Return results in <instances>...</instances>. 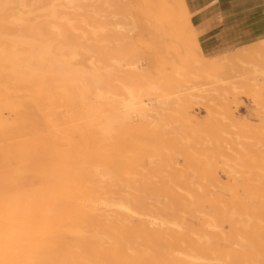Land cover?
I'll return each instance as SVG.
<instances>
[{
  "label": "bare ground",
  "instance_id": "1",
  "mask_svg": "<svg viewBox=\"0 0 264 264\" xmlns=\"http://www.w3.org/2000/svg\"><path fill=\"white\" fill-rule=\"evenodd\" d=\"M96 1L0 0V264H264V155L250 154L262 172H251L256 161L247 159L245 164L244 158L240 162L248 172H221L231 183L222 182L210 196V187L221 184L214 162L222 155L217 137L221 126L208 124V118L214 120L209 114L206 126L197 123L198 130L212 136L215 149L208 155L203 148L207 158L195 157L203 160L199 162L183 137L176 139L178 129L172 128L173 137L157 130L159 124L149 128L150 112L185 111L192 99L183 102L186 109L176 101V110H154L140 98V89L151 91L160 104L183 81L181 70L165 75L167 69L154 60L157 69H147L154 72L150 78L133 60L145 44L138 37L145 36L124 42L129 37L122 36L126 27L117 24L120 34L113 21H101ZM175 2L145 0L139 14L149 23L142 25L143 31L135 29L148 40L172 37L187 62L201 68L206 57L198 32L184 0L176 7ZM107 26L114 33L104 34ZM165 41L160 47L169 44ZM151 45L145 53L154 56L160 50L153 53L156 47ZM170 56L166 59L172 64ZM113 58L128 60L127 71ZM192 89L176 93L185 92L184 101ZM178 97L172 96L180 101ZM155 115L156 123L165 116ZM173 116L175 121L182 117ZM259 119L263 131L258 129V137L249 135L264 146V116ZM176 151L186 155L187 164L195 163L196 172L165 177L156 172L158 167L142 171L145 157L167 162L176 159ZM170 152L175 154L172 160ZM34 177L38 183L33 186ZM201 213L204 217L195 226L181 219ZM133 215L139 216L136 224L131 223ZM64 237L65 245L53 243Z\"/></svg>",
  "mask_w": 264,
  "mask_h": 264
},
{
  "label": "rangeland",
  "instance_id": "2",
  "mask_svg": "<svg viewBox=\"0 0 264 264\" xmlns=\"http://www.w3.org/2000/svg\"><path fill=\"white\" fill-rule=\"evenodd\" d=\"M106 1H108V3L107 2L104 3L103 0H97L96 1V3H95L97 5L96 10H99L98 16H100V18H102L101 21H105V22L110 21V20L113 21L112 22L113 24L112 23H110V24L114 25L113 28H115L114 30L117 31V33L121 32V28L119 26L120 23H121L122 28L126 27L125 31L123 33L121 32L122 36L125 37L127 35L129 37L130 36L131 37L133 36V37L128 40L129 37L127 38V36H126L127 39H125L124 42H126V41L130 42L131 39L136 40L134 38L136 36H145L146 37V38L145 37H138V39H137L139 41L141 39H142L141 41H144V39H145V41L143 42L145 44H143L144 47L143 46L138 47L139 48V49H137L138 52L135 53V54H138V53H141V54L140 55H134L135 57L133 56L134 57L133 60L137 61V62H135L136 66H138V67L142 66V67H145L146 70L148 69L150 71H155V69H157V68L155 67L154 63L157 62V63H159V65L164 67L162 69L163 71L167 69L166 71L168 73L163 72L165 75H167V74L171 75V73L174 74L175 71L181 70L178 73H180L183 76V79H182L183 81H181L176 88L171 90V92L167 93V95L166 94L163 95L160 98L161 100H159V101H161L160 104L156 102L157 101L156 96L151 91H145L143 89H140V91H139L140 98L143 101L147 102L149 107L155 106L156 109L154 108V110H158L159 107L163 108V107L168 106V111H172L173 109L176 110L178 108V107L172 108L173 105L178 106V105H176L177 103L175 104L176 101L178 103L180 102V104H182L183 102L189 101L190 99H192L193 104L191 103V101H190L191 104H189V105H186L185 103H183V106H185V105L188 106V109H187L188 111L187 110H185V111L181 110V109H183L182 106H180L182 108L177 109L180 112H178V111L177 112H174V111L166 112V110H167L166 108H165L166 110L160 109V110H163L162 113L165 114V116H166V118H165V116L163 115V117H164V118H162L163 120H160V117H159L158 119L160 121L167 122L168 117H169V121L167 122V124L165 122L162 123L163 125L166 124L164 126L162 124H160L161 122L159 120H158L159 123L155 122V119L157 117L156 115H155V118L152 117V116H154V114H158L159 116H162V113L160 112V110H159V112L161 113V115L157 111H155V113H154V111H152L154 114H152V112H150V115H149L150 118L148 117L147 122H149L152 125H149L150 126L149 128H152L155 130V128H154L155 124H159V126H157V125L155 126V127H157L156 129L157 130L161 129V130L165 131L166 133L164 132L163 134L164 135L167 134V136L170 135L172 133V131H174V130L177 131V129H178V132H180V133H178L177 137H176L177 132L175 133L176 139L180 140L181 139L180 136L183 137V141L185 140V142H183L182 139L180 141H182L183 144L185 143L184 146H187L188 151L194 156V158L195 157L204 158L205 154L202 151L203 148H205V149L207 148L206 150L205 149L204 150H205V152H207L208 155L211 154V152H213V150H215L214 145H212V142H213L212 136L198 130V129H201L200 128L201 126L199 124H203V126L207 125L205 122V120L207 121V119L205 117L207 114H209L208 116L211 115L214 120H212L211 116H210L211 120L207 117L208 118L207 122H209L208 124L213 123V121H215V124L218 125V127L221 126V128H222V129L220 128V131H219L220 133L218 132L219 134L217 135L219 142H221L223 145L222 151H221L222 155L220 156V158L215 157V160H214V162L216 163L215 167L217 169L216 170L217 176L219 177L221 184H222V182L224 184H226V182H227L226 185H228V183L229 184L231 183L230 180H228V178L225 177L226 175L222 174L221 172L226 173V174H227V172H235V171L236 172H248V170L245 168V165L242 164L243 162L242 163L240 162L241 158L245 159V161L242 159V161H244L245 164H246V162L248 163L247 159H249V161L251 159L253 161H256V162H252L254 164V166H256V164L258 165L259 160L258 159L255 160V158H257V157H255V155H257L258 152H260L262 154V156L264 155L263 144L260 145V143H257V141H256L258 135H260V133H261V132H259L260 130L258 131V129H261V131H263V128H261L263 126H259L260 124H262V123H260L261 121H259L260 120L259 117L264 116V4L256 7L251 13H242V12L237 13V12H235L234 14H232L229 18V22L227 25L228 29H227L226 33L223 35L222 46L220 45L216 49V51L213 53H208V52L202 50L203 55L206 57L205 58L206 63H204L201 68H198V67L192 66L190 63L187 62V60L183 57V54H181L182 52L180 51V49L177 48V47H179V44L174 41L175 39H173V41H171L172 37H169L168 35L167 36L163 35L164 37L160 36V37H162V39L160 37H157V38H159V39H157L154 36H153L154 38H152L150 35L151 38L149 40L147 39L145 32H142L144 30V28H142V25L145 26L144 23L148 24L149 21L145 19V17H144L145 15L144 16L141 15V14H143V12L141 14H139V12H141V10H142V4L145 0H106ZM174 1H176L174 3V6H175V4H177L178 0H174ZM210 1L211 0H184L190 15H192V13L197 9L198 6H201L204 3H208ZM146 2L148 3V0H146ZM218 20H222V19L219 17ZM116 21H120V22H116ZM114 22H116L115 23L116 25L114 24ZM118 23H119V25L117 27ZM122 24L123 25L125 24V25L123 26ZM194 26H195V30L198 32V34H197V39H198V36L200 35L199 33L201 32V28L199 26H196L195 24H194ZM107 27L110 28L109 26H107ZM107 27L105 28V31H102L104 34L106 32H107L106 34H109V33L111 34V32L114 33L113 32L114 30L112 28H110L111 31L108 32V30H110V29H107ZM119 28H120V30H118ZM131 28H133L132 31H131ZM135 28L141 29L142 31L136 30ZM106 29H107V31H106ZM118 31H120V32H118ZM133 31L135 33L134 35H132ZM136 33H140V34L136 35ZM124 37L121 38V41ZM165 37H167V38H165ZM155 38H156V40H155ZM118 40H120V39H118ZM161 40L168 41L169 44H167V46L172 47L173 48L172 50H175V51H173V53H172V51L168 50L169 48L167 46H163V45H166V43H167L166 41H165L166 43H164L162 45V47H160V45L158 43H161ZM121 41H118L117 44L120 42V45H121ZM148 41H150L152 45L147 44ZM156 41H158V42L156 43ZM106 42H109V41H106ZM152 42L154 43V45ZM112 43L116 44V42L114 40ZM132 43H135V41ZM171 43H173V44H171ZM261 43H262V45L258 46ZM148 45H151L152 47H156L155 49L152 48L153 53L156 51L159 52V50H160V52L157 53L156 55L154 54V56H153V54H152V56H151V54L147 55L146 54L147 52L145 53V50L149 49V47H146ZM170 45H172V46H170ZM175 46H176L177 50H176ZM158 47H160V48H158ZM260 47H261V49H260ZM171 54L173 56V57L170 56V58L173 59V60L171 59L172 64L170 62V59H166ZM177 55L179 56L178 59H177ZM145 57H147V59H145ZM156 57H158V58L162 57V59H159V61H158V59H156ZM181 57H183V58H181ZM143 58H144V60H143ZM119 59L120 58H117V59L113 58V61L112 60L111 61L113 63H116L118 66L120 64L121 67H119V68H121L122 71L123 70L127 71L126 65H127L128 60H126V62H122ZM154 60H156V62H154ZM161 60H163V62H161ZM164 60L169 65L166 66V64L164 63ZM185 60H186V62H185ZM146 61L148 62L147 65H146ZM182 61H184V62L182 63ZM177 62H179V64H177ZM125 63H126V65H125ZM160 63H162V64H160ZM173 64H175V65L177 64L178 67L172 68ZM161 66H159V67H161ZM151 68L152 69L154 68V69L151 70ZM146 70H144V72H146ZM148 70H147V72H149L151 74V76L149 73H147V72L146 73L150 76V78H153L152 75L154 72H150ZM201 71L203 72L204 76H202L203 74ZM122 73H124V72H122ZM122 73H121V76L123 75ZM186 73H187V75H186ZM195 74H196V76H195ZM188 83H189V85H188ZM193 83H194V85H193ZM186 87H192L193 89L188 91L187 94H189V95L184 96L183 97L184 101H183L181 98V95L184 94L185 92H181L182 94L181 93L177 94L178 93L177 90L183 89ZM199 87H200V89H199ZM203 89H205V90H203ZM194 90H195L196 94L193 93ZM199 90H200L201 94H200ZM190 92H192V93L190 94ZM191 95H193V96H191ZM172 96L177 97V98H179L178 96H180V99L182 101L177 100V98H175L173 100ZM187 97L189 98L188 100H187ZM191 97H193V98H191ZM194 99H195V101H193ZM157 104H159L161 106H159ZM186 106H185V109H186ZM169 107H170V110H169ZM227 111H230V112L232 111V112L230 113V115H228L229 112H227ZM226 112L228 114H226ZM178 114H180V115L184 114L186 117L183 118L184 117L183 115H181L182 116L181 117ZM173 115H177L176 117H178V119H179V117H181L182 120L179 119L180 121L178 120L179 121V123H178V121H175V116H173ZM171 117H173L172 122L170 120ZM198 118H203V123L201 121L202 119L200 120ZM204 122L206 125L204 124ZM217 122H219V123H217ZM134 123H137V121H135ZM192 123H194V125ZM197 123H199V124H197ZM220 123H223L224 126H222L223 124L220 125ZM185 124H188L191 127L188 125L185 126ZM197 125H199L200 127L198 128ZM192 126H195V127L193 128ZM187 127L191 128L192 130L189 128L187 129ZM172 128H175V129L173 130ZM182 129H184V131L185 130L188 131L187 135L185 134V132ZM255 130H256V132H255ZM257 132H259V133H257ZM246 133H248V134H246ZM249 134H251L253 136L255 134H257V135H255V136H257L256 140H255V138H253V136H251ZM172 135L174 137V133H172ZM182 135H184L185 137ZM208 149H210V150H208ZM257 149H259L260 151L259 150L257 151ZM175 150L176 149L173 148L172 151H175ZM200 151H202L201 153L203 156L201 155V153H199ZM165 152L167 153V152H169V150L166 149ZM178 152L176 151V154H178L176 157L174 156L175 154H171L172 152H170V154L168 153L169 157H170V155L173 156V157L171 156V158H170L171 160L174 157L176 158V159H173L172 161H170V160L167 161L168 163L166 161L164 162L163 158L159 159L156 157H145V159L143 161L145 168L142 171L143 172H153L151 169L158 167L159 170L157 169L156 172H164L163 175L165 177H168V175H170L172 172H193V171L196 172V170H195L196 165L194 163L195 161H193L194 164H192L190 161H188V162H190L191 165H189L190 163L187 164L186 161L189 159L182 152H180V154ZM250 152H252V153H250ZM253 153H256V154H254L255 158L250 155V154L253 155ZM243 154H245V155L243 156ZM259 154L257 155L258 157H259ZM245 156H249V157H245ZM205 157L207 158V156H205ZM196 160L197 161L198 160L203 161L202 159H196ZM250 166H253V165H250ZM258 166L260 167V165H258ZM258 166H256V167L259 168ZM186 167H187V169H186ZM190 167L191 168L194 167V168L190 169ZM256 167H255V169L253 168V170L251 169V172H257V171L262 172V170H261L262 168L256 169ZM247 168H249V167H247ZM250 168H249V170H250ZM187 170H189V171H187ZM259 170H261V171H259ZM0 172H1V170H0ZM157 178L158 177H153L152 181L157 183V181L159 180L158 179L156 181ZM226 178H227V180H226ZM221 179H222V181H221ZM237 179H238V181L241 180L238 177H237ZM37 183H38L37 179L34 177L33 181H32L33 186L36 185ZM221 184L217 183L215 186L210 187V190H209L210 196L214 195L213 192H215L217 190L218 186H223V184L222 185ZM240 191H242V190H240L238 188L237 192L239 195L242 194ZM227 193L228 192H226V194L224 193V195H227ZM0 198H1V194H0ZM203 207H204V209H203L204 211H207L208 209H210L208 207L207 203H204ZM138 217L139 216H137V215H133L131 218V223L136 224ZM203 217H204V215H203V213H201L195 217H191L189 215H184V216H182L181 219L184 222H186V224L191 223L192 226H195L197 223L202 221ZM191 224H189V225H191ZM82 228L85 229V227H82ZM222 230L227 231L228 226L226 224H223ZM65 241L66 242L68 241V239H66V237H64L61 241H53V243L54 244L59 243L61 245H63V244L65 245ZM48 244H50L49 247L52 246L51 242ZM49 247L43 248L44 252L48 253L49 249H50ZM59 250H61V249H59Z\"/></svg>",
  "mask_w": 264,
  "mask_h": 264
},
{
  "label": "crops",
  "instance_id": "3",
  "mask_svg": "<svg viewBox=\"0 0 264 264\" xmlns=\"http://www.w3.org/2000/svg\"><path fill=\"white\" fill-rule=\"evenodd\" d=\"M264 0H211L198 6L191 15V23L201 28L198 42L203 51L213 53L223 42L229 18L235 12L251 13ZM222 20H218V18Z\"/></svg>",
  "mask_w": 264,
  "mask_h": 264
}]
</instances>
